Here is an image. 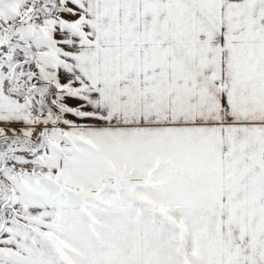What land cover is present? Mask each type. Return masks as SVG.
<instances>
[{"label":"snow or ice","instance_id":"6c2138e0","mask_svg":"<svg viewBox=\"0 0 264 264\" xmlns=\"http://www.w3.org/2000/svg\"><path fill=\"white\" fill-rule=\"evenodd\" d=\"M0 264H264V0H0Z\"/></svg>","mask_w":264,"mask_h":264}]
</instances>
